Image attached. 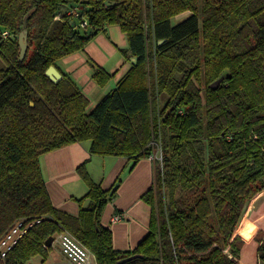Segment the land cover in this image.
<instances>
[{
	"label": "trees",
	"instance_id": "obj_1",
	"mask_svg": "<svg viewBox=\"0 0 264 264\" xmlns=\"http://www.w3.org/2000/svg\"><path fill=\"white\" fill-rule=\"evenodd\" d=\"M111 25L126 35L125 59L137 61L88 112L71 78L52 83L45 71ZM0 59V237L19 220L39 221L4 264L47 259L66 232L97 264L264 263V202L246 212L264 190V0H0ZM110 77L93 73L101 87ZM83 141L90 155L127 158L131 169L160 148L141 196L149 230L132 251L113 248L100 224L109 191L84 164L77 216L50 201L40 158Z\"/></svg>",
	"mask_w": 264,
	"mask_h": 264
},
{
	"label": "crops",
	"instance_id": "obj_2",
	"mask_svg": "<svg viewBox=\"0 0 264 264\" xmlns=\"http://www.w3.org/2000/svg\"><path fill=\"white\" fill-rule=\"evenodd\" d=\"M126 48V35L119 26L111 25L91 39L83 51L56 61L55 68L61 76L71 78L88 99V112L115 88L130 68V58L125 59L123 54ZM99 67L111 75L102 87L93 78L94 71ZM89 147L90 142L83 141L42 155L40 166L50 201L54 208L77 216L79 205L75 199L87 192L77 172L81 164L85 165L92 181L100 184L105 191L110 192L120 178L101 214L100 224L111 231L115 250L132 251L149 230L150 208L141 196L152 186L160 163L147 157L141 158L131 169L129 159L90 155ZM116 216L120 218L115 220Z\"/></svg>",
	"mask_w": 264,
	"mask_h": 264
},
{
	"label": "built area",
	"instance_id": "obj_3",
	"mask_svg": "<svg viewBox=\"0 0 264 264\" xmlns=\"http://www.w3.org/2000/svg\"><path fill=\"white\" fill-rule=\"evenodd\" d=\"M68 14L73 15L74 17L79 16L77 9L69 11ZM80 26L85 27L86 21L83 20ZM2 36L6 37L8 34L4 32ZM147 158L161 164L160 148H153ZM119 218V216H116L114 219L117 220ZM37 222L39 221L27 222L26 220H19L0 237V264L5 263L13 247ZM57 242L59 244L60 255L64 264H97L95 256L71 235L67 233L60 234L57 237Z\"/></svg>",
	"mask_w": 264,
	"mask_h": 264
},
{
	"label": "rangeland",
	"instance_id": "obj_4",
	"mask_svg": "<svg viewBox=\"0 0 264 264\" xmlns=\"http://www.w3.org/2000/svg\"><path fill=\"white\" fill-rule=\"evenodd\" d=\"M189 13H183L181 15H178L176 17L173 18L172 20V24H175L183 19H185L186 16H188ZM20 37V36H19ZM26 40V37L24 39H21L19 38V41H21L22 43H24L25 45L27 44L25 42ZM27 49V47H26ZM31 49H29V52H30ZM26 52V51H25ZM4 67V63L3 61L0 59V68H3ZM160 103H161V106L164 105L165 103V98H161L160 99ZM155 147V145H154ZM264 202V190H262L256 197L254 203L252 206H248V209L246 210L247 213H249L250 211H254L256 210V208L262 203ZM67 233V232H66ZM69 234V233H68ZM224 254L228 256V258H231V254L229 253V250L228 248H226L224 250ZM237 264H242L238 259H233ZM62 262V259H61V255H60V250H59V244L56 240L55 243H53V247H52V251L51 253L49 254L48 258L47 259H43L39 256H36L34 257L33 259H31L29 262H27V264H60ZM64 264V263H63ZM258 264H264L262 262H258Z\"/></svg>",
	"mask_w": 264,
	"mask_h": 264
},
{
	"label": "water",
	"instance_id": "obj_5",
	"mask_svg": "<svg viewBox=\"0 0 264 264\" xmlns=\"http://www.w3.org/2000/svg\"><path fill=\"white\" fill-rule=\"evenodd\" d=\"M25 27H26V23H25V21H24L23 28L25 29ZM26 34H27L26 31L23 30V32L20 34V37H19V38L24 39V38L26 37ZM160 42H161V41H160ZM19 46H20V49H21V50H20V59H22L23 56L25 55L26 45H25L24 43H22L21 41H19ZM136 61H137V58H136V57H130V62H131V64H135ZM45 76H46V77H47L52 83H58V82L61 80V78H62L61 74L57 71V69H56L54 66H49V67L47 68V70L45 71ZM222 79H223V77H221V78H219L218 80H216V82H214V86H217V85L219 84V82H221ZM115 187H116V184H115V186L110 190V192H109V194H108V196H107L108 199L111 197V194L114 192ZM138 256H141V255H137V254H135V255H133V256H131V257H128V258H126V259H124V260L119 261L118 263H122V262H124V261H126V260H129V259H131V258H133V257H138Z\"/></svg>",
	"mask_w": 264,
	"mask_h": 264
}]
</instances>
